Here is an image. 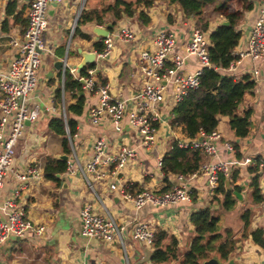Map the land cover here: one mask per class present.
<instances>
[{"label": "crops", "instance_id": "1", "mask_svg": "<svg viewBox=\"0 0 264 264\" xmlns=\"http://www.w3.org/2000/svg\"><path fill=\"white\" fill-rule=\"evenodd\" d=\"M12 1H15L17 6L14 13L8 14L7 6ZM30 2L31 0H0V74L9 69L15 53V46L10 43L11 39H19L28 24ZM102 3H104L102 0H85V2L63 0L53 4L49 10V26L44 34V40L47 49L52 52L44 53L39 84L32 97V102L40 105L43 110L37 123L27 122L22 136L17 141L14 161L0 192V219L5 220L4 205L14 196L15 189L22 183L18 174H23L31 168L41 171L38 179L29 180V187L23 189L17 201L25 206L28 217L35 224L42 226L44 232L40 235L30 232L22 238L9 237L0 246V264H153L151 260L153 246L134 239L131 234L133 220L138 218L148 221L155 231L163 229L176 235L180 241L181 253H184L194 232L190 220L191 214L208 206L213 208L214 204L219 210L217 213H221V221L225 223L222 229L233 227L241 230L242 228L240 210L244 204L251 202L253 174L249 172L247 164L243 165L239 162L247 157L264 156V57L256 61L245 58L232 72L224 69L237 77L250 75L256 83L253 91L246 95L240 109L241 114L252 110V129L249 135L243 138L236 136L227 116L219 117L217 127L221 134V139L218 141V158L233 163L230 179H224L226 187L233 189L235 185H242L243 188L241 193L243 199L238 197L236 209L221 210L219 208L221 204L213 203L215 197L222 199L224 194L212 191L207 178L197 171L186 176L183 182L191 192V201L174 205L158 207L147 204L142 209L136 210L124 203L117 190L111 189L110 185L117 183L119 186H131L135 191H167L179 182L177 174L171 175L166 180L162 169L158 166V161L163 159L172 142L175 139L180 140L171 125L175 107L171 87L167 88L166 99L158 107L161 117L157 123L158 135L153 147H147L143 143L140 133L131 127L127 120L123 121L120 131L109 119L94 124L89 110L96 104L97 97L84 89L83 95L86 96L84 112L77 116L78 132L71 139V154L84 165L93 156L96 139L105 137L111 144L113 152L119 151L124 145H129L136 149V157L118 170L111 166L98 172L88 173L89 181L78 169L77 163H75V172L66 171L57 175L60 178L59 182L46 178L44 168L47 157L60 158L65 154L62 138L48 130L49 119L61 112L59 106L56 105V111H51V107L55 103L57 88L59 86L62 88L63 77L60 78V73L63 72L64 66L69 69L77 68L79 73L85 59L84 53H95L94 63L99 79L111 81L116 95L118 93L129 98L145 82L139 55L142 50L153 46L155 35L160 31L174 33L176 37L174 54L184 55L187 42L196 27L195 18L186 17L178 4L159 0L146 10L150 17L149 23H143L137 16L117 20L110 29L108 37L113 42L112 53L106 58H99L95 43L106 38L95 30L100 27L106 28L111 22L104 24L89 22L81 25L80 31L90 35V39L83 38L80 32L75 33V30L81 16L78 17L81 8L83 7L82 11L98 6L100 8ZM233 4L234 8L240 7L236 2ZM263 6L264 0H254L253 9L244 11L238 27L243 35L235 47L236 53L247 46L250 38L248 31L260 16ZM109 16L110 13L107 14V17ZM224 20L221 17L213 19L208 33ZM121 26L134 29L136 38L131 41L122 40L117 35V30ZM73 27L74 32L71 35ZM57 61L64 62L62 68L56 67ZM169 64L173 62L170 61ZM199 66L196 58L190 56L181 70L194 71ZM254 70L259 71L257 75H254ZM228 143L234 148L235 144H238V149L235 148L234 152L228 150ZM210 158L205 154L203 163L211 160ZM234 175L237 176V180L233 182ZM260 175V186L264 194V170H260ZM219 187L220 185L216 189ZM86 203H91L96 212L111 215L125 225L123 242L107 243L81 234L80 210ZM252 209L254 215L250 230L262 229L264 232V200L252 206ZM213 256L220 258V264H264V246L256 243L252 237H248L243 241L238 253L229 261L224 262L219 254Z\"/></svg>", "mask_w": 264, "mask_h": 264}, {"label": "built area", "instance_id": "2", "mask_svg": "<svg viewBox=\"0 0 264 264\" xmlns=\"http://www.w3.org/2000/svg\"><path fill=\"white\" fill-rule=\"evenodd\" d=\"M61 1L63 0H31L27 26L19 39L14 38L10 41L15 46V53L9 69L0 74V192L6 175L12 167L17 141L22 136L27 122L37 123L43 110L40 105L32 102V97L39 84V72L43 65L44 53L45 51L52 52L47 49L44 40V34L49 26V10L53 4ZM82 8L78 17L82 13ZM73 32L74 27L71 35ZM117 35L124 41H131L136 38V31L128 26H121L117 30ZM108 37L105 40L104 50L97 53L99 58H106L112 53L113 42ZM175 45L174 33L160 31L153 39V46L140 52L139 59L145 82L129 98L118 93L116 95L111 81L100 80L96 67L89 68L85 76L77 73V68H70V71L74 75L77 74L76 77L83 82L84 89L97 97L96 104L89 110L91 121L97 124L103 119H109L120 131L123 121L127 120L129 125L140 133L143 143L147 147H153L158 135L157 123L161 117L158 107L166 99L167 88H172V98L176 106L189 89L199 86L205 67L211 66L208 51L210 33L208 31L196 26L187 42L184 55L174 54ZM234 55L236 60L227 68L231 72L235 71L238 64L245 58L256 61L264 57V6L252 26L247 46L240 52L234 51ZM190 56L196 58L200 66L194 71L183 72L181 68ZM170 61L173 64L170 65ZM66 69L67 67L64 66L63 73ZM258 72L254 70L253 73L257 75ZM131 103L132 106L129 105ZM56 107L54 103L51 111H56ZM59 107L66 120L64 99ZM220 139L221 134L216 129L209 134L201 133L193 139L184 138L177 141L180 147L201 149L211 157V160L203 163L197 172L207 178L212 191L216 190L222 179H230L232 174L233 163L218 158ZM227 148L232 152L235 151L231 143L227 144ZM136 154V149L129 145H124L119 151L113 152L109 141L105 137H99L95 141L93 156L84 165L79 163L74 155H68L67 171L75 172V163H77L78 169L89 181L88 173L98 172V170L111 166L118 170L135 159ZM239 163L258 166L260 170H264V162L259 163L252 157H247ZM158 166L162 169V160L158 161ZM40 174L41 171L32 168L23 174H18L22 183L15 189L14 196L4 205L6 219H0V246L12 236L22 238L30 232L43 234L44 228L35 224L28 217L25 206L17 201L23 189L29 187V180L38 179ZM176 177L179 182L167 191H135L131 186H119L117 183H112L110 186L111 189L119 192L126 205L136 210L142 209L147 204L164 207L191 201V192L183 183L186 176L177 174ZM80 218L82 221L81 234L84 237L96 238L107 243L123 242L125 225L119 223L111 215L96 212L91 203L83 205ZM155 233V229L148 221L138 218L133 220L131 234L134 239L152 247Z\"/></svg>", "mask_w": 264, "mask_h": 264}, {"label": "trees", "instance_id": "3", "mask_svg": "<svg viewBox=\"0 0 264 264\" xmlns=\"http://www.w3.org/2000/svg\"><path fill=\"white\" fill-rule=\"evenodd\" d=\"M159 0H114L112 3H102L99 8L91 10L83 9L76 32L85 38L90 35L80 31V26L89 22L104 24L111 22L114 25L117 20L124 17L137 16L143 23H149L150 17L146 10L155 5ZM169 4H178L186 17H194L196 26L208 31L210 22L216 17L229 21V25H218L210 33L209 59L210 67H205L201 76L199 86L188 90L184 98L177 103L173 109L171 125L178 138H196L201 133L209 134L217 129L219 117L227 116L231 129L236 136L246 137L252 129V110L243 114L240 109L248 93L252 92L256 83L250 75L237 77L226 70L236 60L235 47L239 44L242 31L238 28L243 18L244 11L252 10L254 0H162ZM234 2L240 5L234 8ZM17 3L12 1L7 6V13L15 12ZM111 16L107 17V14ZM96 50L102 52L106 47L105 40L95 43ZM96 67L95 63L82 67L79 74L87 75L89 68ZM64 77V91L61 86L56 90L55 104L61 106L65 101L67 119L60 112L48 121V130L52 134L62 138L63 152L67 155L72 153L71 139L78 132L77 116L84 112L86 96L83 82L79 80L69 68L60 73ZM238 149V144H235ZM205 159V152L201 149L183 148L175 139L162 159V171L166 180L173 174L189 176L200 168ZM257 162H264V156L255 158ZM66 160L48 156L45 163L46 178L59 182L58 174L67 171ZM249 172L253 174L251 182V202L244 204L240 210L242 220L241 230L233 227L221 228V213H217L214 207H205L191 214L190 220L194 227L193 237L188 248L181 253L180 241L176 235L159 229L155 233L153 252L151 260L153 264H167L179 262L178 264H202L204 259L219 254L221 259L229 261L242 247L243 241L252 239L264 246V232L262 229L250 230L254 211L252 206L264 200V194L260 186V169L258 166H248ZM237 176H233V182ZM216 193L222 192V199L215 197L213 203L222 204L225 209H236L238 197L242 193V185H235L233 189H227L226 181L221 180L220 187Z\"/></svg>", "mask_w": 264, "mask_h": 264}, {"label": "water", "instance_id": "4", "mask_svg": "<svg viewBox=\"0 0 264 264\" xmlns=\"http://www.w3.org/2000/svg\"><path fill=\"white\" fill-rule=\"evenodd\" d=\"M229 24H230V23H229L228 20H224V21H221V22L219 23V25H229ZM113 27H114V24H113V23H108V25H107L106 28H102V27H100L99 29H96L95 31H96L99 35H101L103 38H107L108 35H109V32H110V29L113 28ZM248 35H249V36L251 35V30L248 31ZM84 57H85V59H84L82 65H81V67H80V71H81L82 67H84L85 65H88V64H92V63H94L96 55H95V53H84ZM55 65H56L57 68L60 69V68L63 67L64 62H63V61H57V62L55 63ZM81 94H84V92H82ZM60 158L63 159V160H68L69 156H68L67 154H63V155L60 156ZM236 195H237V197H239L240 199H243L241 193H238V194H236ZM219 208H220L221 210H222V209H225L224 206H223L222 204L219 206ZM220 263H221V260H220V258H218L217 256H212V257L207 258V259H204V260L202 261V264H220Z\"/></svg>", "mask_w": 264, "mask_h": 264}, {"label": "rangeland", "instance_id": "5", "mask_svg": "<svg viewBox=\"0 0 264 264\" xmlns=\"http://www.w3.org/2000/svg\"><path fill=\"white\" fill-rule=\"evenodd\" d=\"M102 1H103L104 3H106V4H109V2L112 3L113 0H102ZM224 224H225L224 221H221V222H220L221 227H222Z\"/></svg>", "mask_w": 264, "mask_h": 264}]
</instances>
